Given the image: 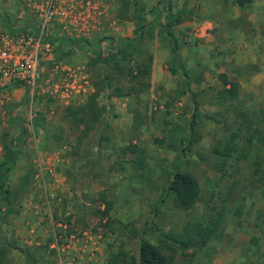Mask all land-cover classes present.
<instances>
[{"label": "rangeland", "instance_id": "1", "mask_svg": "<svg viewBox=\"0 0 264 264\" xmlns=\"http://www.w3.org/2000/svg\"><path fill=\"white\" fill-rule=\"evenodd\" d=\"M138 1L151 9L158 0ZM259 2L261 8L256 0H189L185 19L194 22V33L191 39H178L184 46L178 49L175 72L169 53L162 68L167 77L160 69L155 73L157 44L168 45L156 29L120 51H109L103 41L102 57H112L108 64L95 61L88 48H63L64 56L54 51L50 84L32 96L24 91L14 102L13 117L26 131L9 176L13 194H0V264H95L100 259L127 264L131 256L138 259L142 239L172 257V264H264V83L251 87L250 79L264 67V0ZM17 3L0 0V14L14 21ZM113 3L116 11L122 7L120 0ZM208 12L215 13L223 37H230L224 50L209 49L206 34L199 32ZM144 17L148 21L153 15ZM116 19L106 35L118 41L135 34L133 20ZM246 41V46L252 42L249 50ZM233 45L236 53H230ZM146 64L149 72L141 74ZM181 69L196 103L190 92H182L188 87ZM221 75L240 84L235 98L218 95L225 86ZM64 81L71 85L68 100L49 93L65 90ZM132 85L129 95L112 94L116 87L126 91ZM94 94L101 118L83 136V125H75L67 107L87 105ZM10 105L0 121L1 142L4 135L19 133L7 121ZM234 132L233 158L225 171H218L215 149H222ZM129 144L143 149L142 167L134 162L138 152H123ZM27 166L32 176L21 191ZM175 169L199 182L200 194L189 209L166 188ZM102 198L111 207L100 220L94 210L106 209ZM220 214L216 234L204 243L195 224L206 225ZM188 231L194 236L185 247L178 241Z\"/></svg>", "mask_w": 264, "mask_h": 264}, {"label": "trees", "instance_id": "2", "mask_svg": "<svg viewBox=\"0 0 264 264\" xmlns=\"http://www.w3.org/2000/svg\"><path fill=\"white\" fill-rule=\"evenodd\" d=\"M120 2L122 4V7L116 11V15L119 17V19L133 20L136 23L134 29L135 34L132 37H126L123 39L121 38L116 41L112 36L106 35L107 32H105L103 36L94 35L91 38H65L59 36H48L46 40L50 42H57V44L55 45V52L61 53V56L65 55V51L63 48L69 49V51L72 49L82 50L84 48H88L91 51L92 56L95 57V61L101 62V60H103L106 64H108L112 60V57H102L101 45L103 41H106V47L109 51H120L123 48L130 46L134 42L141 41L145 34L147 36L151 35V33L154 32V29H156V31L158 30V34L164 35L165 39L168 41V48L172 59V67H170V70L172 72H175L176 66L178 64V48L180 45L178 38L172 31V27L180 24L183 19L186 18L187 14L185 13V10L187 4L189 3V0H181V2L176 5L172 4L170 0H158L151 9H146L145 5L139 4L138 0H120ZM147 14H152L153 18L147 21L144 17ZM0 17L6 22V25L10 30H15L9 26L8 22L10 21V19H8L5 14L1 13ZM25 26L26 25H23L19 28L23 29ZM56 55L60 56L58 54ZM149 67V64L144 65V67L141 69V74L149 72ZM180 71H182L181 75L184 77L183 82L187 84L188 87V89L184 87L182 92H190L191 101L193 103H196V93L192 92L189 88V82L187 81L188 75L183 69H181ZM221 77L222 82L225 86L218 92V95L220 96V98H235L238 94L240 84L237 81L228 80L225 75H221ZM105 79L109 80L110 78L106 75ZM107 85H109L108 81ZM97 90H99L98 87ZM133 90H135L133 85L126 91L121 90L120 87H116L112 90V94L118 96L129 95ZM95 97L96 94L92 95V97L89 98L87 105H84L76 110H69V107H67V111L71 113L72 121L75 123V125H83V136H86L87 132L91 128H94L96 123L100 121L101 118L100 109H98L96 106ZM11 106L9 107L8 111L9 123L11 125H16L19 128V133L12 138H8L6 135L2 137V146L4 148V152L3 158L0 159V194L4 193L8 198L11 197V193L13 194L9 182L10 172L17 166L18 155L22 152L23 148V135L26 131V128L21 123H19L18 119L16 117H13L15 107L11 108ZM197 115V108H195V112H193L192 114V119L190 123L191 128L194 127ZM36 125H38L37 122ZM177 126L178 128H182L180 125ZM236 135L237 134L234 132L227 139L222 149H215L219 155V161L217 164L218 171H225V166L229 165L227 164V162L232 160L233 152L235 150L234 146ZM183 141L184 139L181 140V142ZM142 150L143 149L138 148L134 144H129L123 152H138L139 154L134 159V162L137 167H142L143 163L140 158L142 156ZM26 170L27 171L20 177L21 191L26 188L32 176V167L27 166ZM166 188L167 190L173 192L180 206L184 209H189L195 204L201 191L198 180L190 173L179 169H175L173 171L172 175L168 180ZM102 200H104L106 203V209L101 212L98 209L94 210V213L99 215L100 220L103 219V217L108 213L111 207V201H107L104 198H102ZM162 201L163 200H160V202ZM153 210L155 211L156 209L153 208ZM220 220L221 214L217 218L210 219V221L206 225H203L199 222L196 223V235H200L203 238V242L207 243L210 240V237L216 234ZM193 236L194 234H190V232L188 231L186 232L185 236L178 242L186 247L192 241ZM19 250L22 251V249ZM24 254L28 259L31 258L28 256L27 253ZM127 264H172V257L164 254L156 245L152 244L147 240L142 239L138 248V259L131 256L128 259Z\"/></svg>", "mask_w": 264, "mask_h": 264}, {"label": "built area", "instance_id": "3", "mask_svg": "<svg viewBox=\"0 0 264 264\" xmlns=\"http://www.w3.org/2000/svg\"><path fill=\"white\" fill-rule=\"evenodd\" d=\"M16 11L15 20L8 22L13 31L0 17V121L14 87L21 86L32 96L50 84L51 74L43 70L55 60L57 42L47 41L48 36L91 38L114 30L117 24L113 0H18ZM61 85L65 90L49 93L68 100L71 85L68 81ZM2 148L0 140V155Z\"/></svg>", "mask_w": 264, "mask_h": 264}, {"label": "crops", "instance_id": "4", "mask_svg": "<svg viewBox=\"0 0 264 264\" xmlns=\"http://www.w3.org/2000/svg\"><path fill=\"white\" fill-rule=\"evenodd\" d=\"M256 1H257L258 7L261 8L260 7L261 6L260 5L261 2H259V0H256ZM252 2H255V0L254 1L252 0ZM214 16H215V13H212V12H208L206 14V17H204L205 18V21L203 22V26H202L203 28H199V32H200V34H203V33L206 34V41L210 42V44H211V46H210L209 49H212V48L213 49H215V48L218 49V46H220V49H218V50H221V49L224 50L225 49L224 46H226V45H228L230 43V42L227 41L229 35H228V37H223L224 34L216 27V25H217V21L216 20L217 19L214 18ZM236 16L237 15H235V17ZM239 17H240V15L238 16V18ZM240 18H242V17H240ZM187 23H188V25L186 27V24ZM190 23H194V22H191L190 19H184L180 24H178L176 26H173V28L175 27L174 34L176 35V37L178 39H180V36H182L186 40H187V38L188 39H191L192 38V35L194 33V30L193 29H190V28H194V27H191L192 25H190ZM253 25L254 24H251L250 25V27H249L250 30L253 29ZM214 30L216 31V34L212 33V31H214ZM130 32L132 34V31H130ZM127 36L131 37L132 35L131 36L130 35H127ZM247 42L248 41H246L243 46H244V49L246 47V50L247 49L249 50V48H251V43L252 42H249L248 43L249 46H246V43ZM179 45L180 46H179L178 49L181 50L183 48L184 44H183L182 41H179ZM157 46H158V48L155 49V52H154L155 53V55H154V67L156 68V72L155 73H158L159 72V69L162 71L163 65H167L166 63H168L167 60H168L169 53H170L169 48H168L169 46L164 41H163V43L158 42ZM257 46H258V47H256L257 50H260L262 45H257ZM233 47H235V45H233L231 47V49H230L231 52L230 53H232V52L233 53H236L235 48H233ZM178 53H179V51H178ZM189 53H190V50H189ZM213 53H214V51H213ZM55 57L56 56H54V58ZM192 57H193L192 55H189L188 56V59H190ZM259 63L261 64L262 61H259ZM171 64H172V60H171ZM49 65L50 64H47L45 66V69L43 70V71H46L47 74H49V72H50ZM61 68H62V70H64L63 69V66ZM258 68H261V67L259 66ZM68 70H69V68H68ZM162 74H164V76H166V77L168 76V75H166L167 73H164V71H162ZM250 79L252 80L251 81L252 82L251 87L259 86V84L264 83V67H262L260 69V72H258V73L257 72H253V74L250 76ZM24 91L25 90L21 86L14 87V89H12V97H11V100L9 101L10 103L8 102L7 104H11L12 105V106L10 105L11 108L12 107H15V111H17V108L18 107L16 108V106L14 105V102H16V100H18L20 98V95ZM7 108H8V111H9V106H7ZM8 118L9 117H7V121H9ZM20 257L21 256H19V260H20ZM20 262H21V260H20ZM20 262H19V264H20ZM102 262H103V260L100 259L99 261H96L95 264H103ZM67 264H72V263H67ZM106 264H110V263L107 261Z\"/></svg>", "mask_w": 264, "mask_h": 264}]
</instances>
